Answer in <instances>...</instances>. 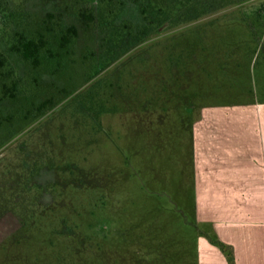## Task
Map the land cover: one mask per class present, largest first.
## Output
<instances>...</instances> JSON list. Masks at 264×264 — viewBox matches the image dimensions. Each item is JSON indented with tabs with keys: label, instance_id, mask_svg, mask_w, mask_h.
I'll return each instance as SVG.
<instances>
[{
	"label": "rangeland",
	"instance_id": "obj_1",
	"mask_svg": "<svg viewBox=\"0 0 264 264\" xmlns=\"http://www.w3.org/2000/svg\"><path fill=\"white\" fill-rule=\"evenodd\" d=\"M9 1L78 36L57 64L9 56L0 264H197L192 129L264 117V0Z\"/></svg>",
	"mask_w": 264,
	"mask_h": 264
},
{
	"label": "crops",
	"instance_id": "obj_2",
	"mask_svg": "<svg viewBox=\"0 0 264 264\" xmlns=\"http://www.w3.org/2000/svg\"><path fill=\"white\" fill-rule=\"evenodd\" d=\"M221 116L192 129L193 216L233 248L235 264H264V117ZM196 253L197 264H229L204 235Z\"/></svg>",
	"mask_w": 264,
	"mask_h": 264
},
{
	"label": "trees",
	"instance_id": "obj_3",
	"mask_svg": "<svg viewBox=\"0 0 264 264\" xmlns=\"http://www.w3.org/2000/svg\"><path fill=\"white\" fill-rule=\"evenodd\" d=\"M200 1L195 0L194 3ZM215 1L228 7L245 0ZM28 14L22 7H13L9 0H0V101L22 96L27 90L25 81L16 72L9 56L18 57L32 68L48 66L51 62L57 64L61 52L73 46L78 36V28L74 24H66L53 13L47 14V18L38 25L40 28L31 23ZM87 14L94 19L92 12ZM204 236L221 250L229 264H235L230 245L220 241L213 231Z\"/></svg>",
	"mask_w": 264,
	"mask_h": 264
}]
</instances>
